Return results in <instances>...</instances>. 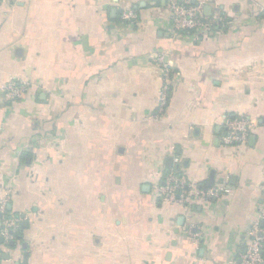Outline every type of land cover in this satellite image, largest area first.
Wrapping results in <instances>:
<instances>
[{"label":"crops","instance_id":"crops-1","mask_svg":"<svg viewBox=\"0 0 264 264\" xmlns=\"http://www.w3.org/2000/svg\"><path fill=\"white\" fill-rule=\"evenodd\" d=\"M170 1L0 0V205L25 229L1 264H241L264 240V0H191L199 34ZM239 115L254 133L227 146ZM167 174L228 193L167 203Z\"/></svg>","mask_w":264,"mask_h":264},{"label":"built area","instance_id":"built-area-1","mask_svg":"<svg viewBox=\"0 0 264 264\" xmlns=\"http://www.w3.org/2000/svg\"><path fill=\"white\" fill-rule=\"evenodd\" d=\"M17 1V0H12ZM168 13L170 15L172 29L176 33H193L199 34L207 28L203 4H194L191 0H171L168 4ZM121 18L125 22H136L137 13L133 9H126L122 12ZM163 65L164 88L162 93V107L167 102L170 85V68L165 63L164 58L159 57ZM6 88L7 97L17 99L22 97L27 91V85L21 82H12ZM226 129L223 142L227 146L241 145L249 141L254 133L255 122L242 115L229 116L224 118ZM159 196L167 203H178L186 206L187 199L190 195L203 199L211 200L226 193L227 189H202L188 186L185 179L175 174H167L159 184L155 185ZM228 193V192H227ZM7 202L0 205V256L1 248L9 244L14 239V233L17 231L21 219L17 216H6ZM249 243L246 252L242 256L241 264H264V240L261 237L259 222L253 223L249 232Z\"/></svg>","mask_w":264,"mask_h":264},{"label":"trees","instance_id":"trees-1","mask_svg":"<svg viewBox=\"0 0 264 264\" xmlns=\"http://www.w3.org/2000/svg\"><path fill=\"white\" fill-rule=\"evenodd\" d=\"M25 96V94L22 96V97H24ZM22 97H20L19 99L17 98V100H20ZM14 213H12V211L10 210V209H6V213H5V215L6 216H11V215H13ZM15 215V214H14ZM24 230L25 229H23L22 228V225H21V223L18 225V228H17V231L14 233V239L16 240H21V239H23L24 237H23V232H24ZM0 242H1V240H0Z\"/></svg>","mask_w":264,"mask_h":264},{"label":"water","instance_id":"water-1","mask_svg":"<svg viewBox=\"0 0 264 264\" xmlns=\"http://www.w3.org/2000/svg\"><path fill=\"white\" fill-rule=\"evenodd\" d=\"M9 209H11V207H8ZM25 263L24 264H27L28 262V258H29V254L28 253H25ZM8 259V256L7 255H3L1 256V260H0V264H1V261L2 260H7Z\"/></svg>","mask_w":264,"mask_h":264}]
</instances>
